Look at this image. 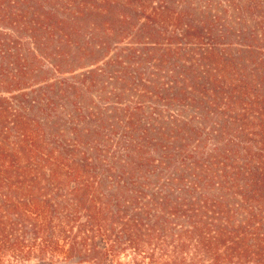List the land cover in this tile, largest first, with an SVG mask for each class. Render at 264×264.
Wrapping results in <instances>:
<instances>
[{"label":"trees","instance_id":"1","mask_svg":"<svg viewBox=\"0 0 264 264\" xmlns=\"http://www.w3.org/2000/svg\"><path fill=\"white\" fill-rule=\"evenodd\" d=\"M37 1L0 0V258L90 254L100 242L135 264H264V70L248 71L253 47L238 58L218 50L206 16L140 7L121 19L139 14L131 31L147 41L100 66L104 22L83 40L84 9L66 22ZM133 89L151 110L119 104ZM38 182L69 191L42 199Z\"/></svg>","mask_w":264,"mask_h":264},{"label":"rangeland","instance_id":"2","mask_svg":"<svg viewBox=\"0 0 264 264\" xmlns=\"http://www.w3.org/2000/svg\"><path fill=\"white\" fill-rule=\"evenodd\" d=\"M13 1L14 0H8L7 3ZM29 1L32 2V6H38L39 2L37 0ZM231 1H234L232 5L228 4L227 0H50L49 3H46L48 6V8H46L48 10L46 11L53 12L54 18L58 20L70 22L71 19L77 18V12L82 14L80 11L81 8L84 9L85 17L78 18L81 22L85 19L86 23L85 27L82 28L81 26L78 31V35L81 37L80 39L83 40L91 39V36L94 34L93 24L96 23L98 19L99 23H101V21L104 22V25L98 30L95 38L104 36L107 46L105 47V51L99 50L101 53H98V55H96L97 57L92 59L95 60L96 58L97 61L100 62V66H102V62H104L108 56L109 58L114 56L120 47H127L130 46V44H137L138 42L144 43L145 41V37L136 40L131 31L133 27H140L142 24L139 14L136 15L133 20L129 21V25L131 26H127L121 19L124 12H127V15L131 16L135 15L136 8L143 7L150 12L153 7L167 4L170 5L174 11H183L189 16L191 14L197 20H200L202 15L206 16L204 20L206 24L208 25V23L211 22L216 28L214 44L220 51L226 50L238 56L240 50H250L253 47L255 56H253L251 62L247 64L248 71L252 73V71L257 69L264 70V0H260L261 5L258 8L248 6L247 9L242 1ZM101 4L103 8L110 9L108 13L102 14V16L97 13V8H99ZM239 7L242 9L245 8L244 14L241 15L237 11ZM229 31H231L230 34L227 33ZM208 44L204 43V47L208 46ZM136 47L138 49L144 48L143 45H136ZM90 51L91 54H94V51ZM97 61H86L85 64H96ZM240 62L243 63V61ZM42 64L47 68L50 67L45 60L42 61ZM112 90V87L109 88L110 92ZM94 100L104 108L107 105L110 107L111 104L116 103L115 100L102 101L96 96H94ZM154 102L155 100L150 96L143 97L140 89H133L132 93L128 97H123L119 104H123V107L129 106L132 109L146 107L147 110H151ZM162 104L164 106V108H162V113L165 116L168 118L179 116L178 107L168 106L163 102ZM185 116L188 117L187 114H185ZM250 132V136L253 137L255 132L258 134V128L253 126ZM32 186V191L42 194V199L46 197L50 198L52 195L55 196L56 192L64 196L69 191L68 186H62L58 189L54 188V186L45 184V182H38ZM112 189L114 188H105L103 192H111L112 195H115V191ZM129 190L136 189L129 188ZM1 192L2 194H7L10 190L6 188ZM144 194L148 195L149 192L144 191ZM101 195H103V193ZM112 199H116V197L112 196ZM76 232L77 229L73 231V233ZM98 245L99 246L94 252L90 254L83 253L82 255L78 253L71 255L68 251H63L62 249L57 252H52L51 250L45 252L44 249L43 251H26L27 249L22 248L15 257L6 256L0 258V264H135V255L132 251L129 250L116 256L113 254L107 255L102 249L103 244L98 242Z\"/></svg>","mask_w":264,"mask_h":264}]
</instances>
